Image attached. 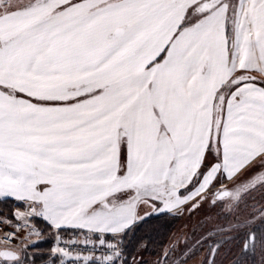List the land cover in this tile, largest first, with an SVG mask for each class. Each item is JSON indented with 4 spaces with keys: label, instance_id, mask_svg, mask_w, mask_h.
Masks as SVG:
<instances>
[{
    "label": "snow or ice",
    "instance_id": "6c2138e0",
    "mask_svg": "<svg viewBox=\"0 0 264 264\" xmlns=\"http://www.w3.org/2000/svg\"><path fill=\"white\" fill-rule=\"evenodd\" d=\"M257 71L264 0H0V199L37 237L0 264L45 233L47 264H123L139 197L264 120Z\"/></svg>",
    "mask_w": 264,
    "mask_h": 264
},
{
    "label": "rangeland",
    "instance_id": "374dc122",
    "mask_svg": "<svg viewBox=\"0 0 264 264\" xmlns=\"http://www.w3.org/2000/svg\"><path fill=\"white\" fill-rule=\"evenodd\" d=\"M256 174L264 177V167L258 168ZM236 184L232 185L230 196L215 200L210 195L183 210L177 227L158 254L148 251L146 243L139 244L130 261L122 258L123 264H229L238 247L246 248L243 258L252 253L253 243L244 242L252 232L258 239L254 247L263 255L259 264H264V180H243ZM36 238L32 236L19 243L15 246L17 251L22 253V245ZM114 240L121 249V242Z\"/></svg>",
    "mask_w": 264,
    "mask_h": 264
},
{
    "label": "crops",
    "instance_id": "0c3cea01",
    "mask_svg": "<svg viewBox=\"0 0 264 264\" xmlns=\"http://www.w3.org/2000/svg\"><path fill=\"white\" fill-rule=\"evenodd\" d=\"M248 75L264 79V72H249ZM261 166L264 167V120H255L238 128L224 145L214 144L210 153L190 157L186 167L166 171L167 178L161 179L157 192L141 195L125 217L130 224L127 230L150 215H180L189 205L207 196L213 195L217 200L218 192L258 177L257 169ZM157 196L159 198H155ZM41 264H47V261Z\"/></svg>",
    "mask_w": 264,
    "mask_h": 264
},
{
    "label": "trees",
    "instance_id": "16d2710c",
    "mask_svg": "<svg viewBox=\"0 0 264 264\" xmlns=\"http://www.w3.org/2000/svg\"><path fill=\"white\" fill-rule=\"evenodd\" d=\"M18 207H23V204L15 200H0V217L4 218L10 223H15V220L10 218L13 209ZM179 218L180 215L176 213L150 215L147 218L142 219L134 227L127 230L124 234L115 237H108V239H117L121 242V259L124 257L132 258L139 244L143 243L147 244L148 251H153V254H158L160 249H162L170 239L171 234L177 227ZM41 227H43V225ZM251 235L253 236L252 238ZM41 239H46L48 242L42 243L35 248L28 249V251L31 253L40 254L34 257L35 262L40 264L44 261H47L48 259V256L46 254L49 252V249L53 246V235L51 233H45L41 236ZM247 239L245 238L244 242L249 241L253 243V246H251L252 253L248 255L247 259L243 258V256L247 253L246 248L244 249L243 247L240 248L237 246L238 249H236L235 253L232 255V257H230L231 259L229 260V264H259L261 259H263V255L259 253L258 248L254 247L256 240H258L255 233L252 232L250 234L249 239ZM242 240L243 237L240 236L239 241ZM128 260L130 261L131 259H126V261Z\"/></svg>",
    "mask_w": 264,
    "mask_h": 264
},
{
    "label": "built area",
    "instance_id": "2783aa9c",
    "mask_svg": "<svg viewBox=\"0 0 264 264\" xmlns=\"http://www.w3.org/2000/svg\"><path fill=\"white\" fill-rule=\"evenodd\" d=\"M15 223H10L9 221L5 220L4 218L0 217V250L2 249H16L15 246L19 245V241L21 237L27 236V230H21V231H16L15 228ZM5 232H8L9 234H15L17 237V240H5L4 239V234ZM90 251V250H88ZM102 252H106L107 249H101ZM114 252V250H113ZM35 264H40L35 262Z\"/></svg>",
    "mask_w": 264,
    "mask_h": 264
},
{
    "label": "water",
    "instance_id": "95a60500",
    "mask_svg": "<svg viewBox=\"0 0 264 264\" xmlns=\"http://www.w3.org/2000/svg\"><path fill=\"white\" fill-rule=\"evenodd\" d=\"M228 193H229L228 190H222V191L218 192L216 196H217V198H221V197L226 196ZM4 250H6V249H3L1 251H4Z\"/></svg>",
    "mask_w": 264,
    "mask_h": 264
},
{
    "label": "flooded vegetation",
    "instance_id": "af4514ba",
    "mask_svg": "<svg viewBox=\"0 0 264 264\" xmlns=\"http://www.w3.org/2000/svg\"><path fill=\"white\" fill-rule=\"evenodd\" d=\"M254 180H264V177H255V178H253ZM253 179H251V180H253ZM228 191H229V193L227 194V195H232V193H233V190H232V188H229V189H227ZM226 195V196H227ZM222 198V197H221ZM221 198H219V199H221ZM253 236L251 235V238H252ZM247 246V245H246Z\"/></svg>",
    "mask_w": 264,
    "mask_h": 264
}]
</instances>
